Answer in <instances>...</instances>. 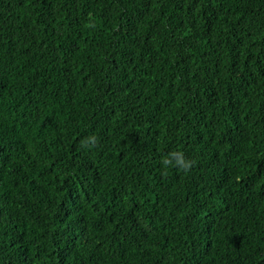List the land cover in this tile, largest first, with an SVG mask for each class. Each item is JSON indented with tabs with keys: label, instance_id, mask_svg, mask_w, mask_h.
Returning <instances> with one entry per match:
<instances>
[{
	"label": "trees",
	"instance_id": "16d2710c",
	"mask_svg": "<svg viewBox=\"0 0 264 264\" xmlns=\"http://www.w3.org/2000/svg\"><path fill=\"white\" fill-rule=\"evenodd\" d=\"M0 264H264V0H0Z\"/></svg>",
	"mask_w": 264,
	"mask_h": 264
},
{
	"label": "clouds",
	"instance_id": "9594fccd",
	"mask_svg": "<svg viewBox=\"0 0 264 264\" xmlns=\"http://www.w3.org/2000/svg\"><path fill=\"white\" fill-rule=\"evenodd\" d=\"M98 143L96 135L88 136L83 142V147L92 148ZM162 166L167 169L169 167H175L184 171L191 168L192 162L186 159L185 154L181 151H173L162 157Z\"/></svg>",
	"mask_w": 264,
	"mask_h": 264
}]
</instances>
